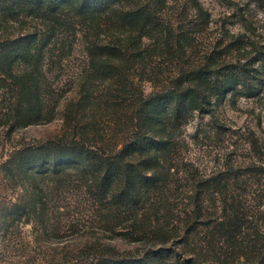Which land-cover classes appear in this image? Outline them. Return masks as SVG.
Returning a JSON list of instances; mask_svg holds the SVG:
<instances>
[{
	"label": "rangeland",
	"instance_id": "rangeland-1",
	"mask_svg": "<svg viewBox=\"0 0 264 264\" xmlns=\"http://www.w3.org/2000/svg\"><path fill=\"white\" fill-rule=\"evenodd\" d=\"M136 2L139 8L149 7L159 27L158 36L142 39L141 47L138 31L106 32L105 25L87 28L78 19L63 15L55 45L51 41L48 46L55 49L47 51L44 66L43 93L47 110H52L51 121L10 134L0 130V264H96L115 251L122 256H137L151 248V243L137 233L135 222L111 219L93 195H85L73 171L38 182L44 203L42 221L31 214V223L10 226L4 233L1 219L5 210L27 203V182L9 180L2 172L4 153L20 144L68 142L84 134L89 139L99 138L100 134L91 137L93 128L102 130L109 141L108 148L119 149V138L130 142L128 137L140 125L135 113L139 91L149 96L171 89L184 82L193 70L211 64L218 75L212 79L216 85L228 68L239 67L262 81L263 88H255L253 96L240 89L207 97L203 111H195L180 131L174 132L173 160L160 163L156 172L155 179L162 181V194L147 189L133 198L129 209L142 212L152 207L156 196H162V202L169 204L165 207L173 213L190 212L196 199L215 197L209 180H217L218 187L229 190L236 197L235 204L243 207L240 216L244 218V228H253L242 230V234L246 238L256 234L264 242V0H130L127 5ZM41 23L38 19H24L8 26L6 31H0V41L39 30ZM125 36L135 38L132 40L137 48L171 50L144 63L145 68L134 63L131 107L121 111L109 106L106 112H98L95 128L88 120L80 119L77 112L75 115L80 98L82 101L81 85L87 80L86 50L99 46L120 48L118 42ZM187 80L184 86L192 82L189 77ZM135 162L125 159L124 166L132 168ZM215 201L211 198V202ZM225 204L229 202H209L211 212H219L218 207ZM164 247L181 256L178 245Z\"/></svg>",
	"mask_w": 264,
	"mask_h": 264
},
{
	"label": "trees",
	"instance_id": "trees-1",
	"mask_svg": "<svg viewBox=\"0 0 264 264\" xmlns=\"http://www.w3.org/2000/svg\"><path fill=\"white\" fill-rule=\"evenodd\" d=\"M129 1L0 0V31L24 19L42 22L39 30L0 41V130L6 129L10 134L51 121L52 110H47L43 93L44 66L47 51L55 49L48 46L51 41L54 43L63 15L78 19L87 28L105 25L106 32L138 31L140 47L142 39L156 38L159 27L149 7L139 8L135 5L137 2L128 6ZM132 39L135 38L125 36L118 42L120 48L99 46L86 50L87 80L81 85L82 101L80 98L75 115L77 112L80 119L88 120L95 128L98 112H106L109 106L121 111L131 107L129 94L133 81L130 77L134 63L145 68L144 63L147 65L148 61L163 57L171 50L137 48ZM212 65L199 67L187 75L184 82L189 77L192 81L189 86L181 82L149 96L139 91L135 113L140 125L128 137L130 142L124 143L127 139L119 138L118 143H122L119 149L108 148L105 134L94 128L91 137L100 134L99 138L89 139L84 134L68 142L41 141L7 149L2 172L9 180L27 182V203L5 210L1 219L4 233L7 234L10 226L31 223V214L41 220L44 203L38 182L42 178H58L73 171L78 174L77 181L85 195H93V200L103 205L102 210L111 219L135 222L143 241L151 243V248L137 256H122L113 250L115 254L97 260L96 264H264V242L256 234H250L253 239L242 234V230L252 228H244V218L240 216L243 207L235 204L236 197L229 190L218 187L217 180H209L213 184L211 195L215 197L196 199L190 212L173 213L165 207L169 204L162 202V196H156L152 207L142 212L129 209L133 198L140 197L147 189L162 194V181L155 179L156 172L160 163L173 160L174 132H179L195 111H203L207 97L240 89L253 96L257 93L255 88H263L262 81L239 67L228 68L216 85L212 79L218 75ZM125 159L136 162L132 168H126ZM211 198L216 201L211 202ZM227 201L226 207H218L219 212H211L209 202ZM167 244L178 245L181 256L164 247Z\"/></svg>",
	"mask_w": 264,
	"mask_h": 264
}]
</instances>
